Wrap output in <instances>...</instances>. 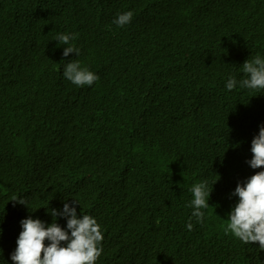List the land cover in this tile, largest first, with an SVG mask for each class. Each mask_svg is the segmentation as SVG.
Returning a JSON list of instances; mask_svg holds the SVG:
<instances>
[{"label":"trees","instance_id":"obj_1","mask_svg":"<svg viewBox=\"0 0 264 264\" xmlns=\"http://www.w3.org/2000/svg\"><path fill=\"white\" fill-rule=\"evenodd\" d=\"M195 2L157 0L159 22L173 40L169 43L183 51V58H169L149 50L138 54L129 83L135 87L124 91L130 102L121 105L94 93L95 85L77 86L63 75L65 64L73 60L99 78L105 77L113 72L107 63L87 56L84 51L78 56L69 53L68 57L63 52L45 53L47 43L55 44L52 39L43 38L49 34V25H58L60 34H70L74 47L76 42H88L100 35L99 27L79 11L81 0H0V264H8L6 257L17 248L23 219L31 215L33 219L53 222L52 216L39 217L36 211L62 210L65 202L73 205L74 200L79 203L74 205L78 216H90L99 226L109 227L100 228L104 239L97 245L102 247L98 264H132L144 256L160 263L167 251L173 253L176 264H228V258L241 251L252 252L264 262L259 242L245 244L226 230L230 223L228 214L239 199L233 195L237 184L264 171L252 169L247 163L253 158L252 140L264 125V102L260 111L245 100L238 102L235 111L223 115L234 116L227 123L216 108L231 104L241 91H253L241 88L239 83L231 91L226 88L229 77L237 81L244 77L231 69L225 73L227 79L219 81L210 78V73L203 72L200 66H179L186 63L188 56H214L215 49L229 48L228 39L232 37L248 43L260 41L264 37V19L249 15V22L244 20L245 9L233 2ZM48 12L60 15L54 21H42L39 16ZM214 28L220 34L212 39L213 48L205 50L201 31ZM175 72L183 77L174 80ZM198 73L203 74L205 81L201 80L198 91H194L189 86ZM33 75L47 87L52 98L75 92L74 100L64 98V102L83 107L94 102L90 110L95 116L82 114L91 124H100V115L109 116L121 110L111 122L127 139L121 143L129 147L112 142L113 157L123 159L121 168L95 169L97 162L92 160V152L74 142L67 123L31 117L25 111L31 104L15 97L17 91L25 93L27 88L10 92L1 86L15 77ZM214 92L224 97L220 106L214 104ZM175 108L179 109L176 113ZM172 123L175 132L166 133L164 128ZM156 127L159 138L149 136ZM40 134L44 138H36ZM135 166L136 171H132ZM133 172V181L137 182L133 198L149 192L154 196L137 210H132L125 193ZM33 177L43 181L38 192ZM202 182H207L209 191L216 182L208 200L210 207L203 210V221L196 222L193 232L188 228L185 234L177 232L171 238L173 243L168 238L159 240L158 235L146 234L145 229L152 226H129L122 221L124 215L140 211L173 215L191 206L181 201L193 199L191 189ZM13 197L25 199L28 207L14 206L10 201ZM14 214L15 223L11 221ZM56 223L67 227L63 217H57ZM8 228L13 233H7ZM190 236L192 244H174ZM3 238L13 240L6 245Z\"/></svg>","mask_w":264,"mask_h":264},{"label":"bare ground","instance_id":"obj_2","mask_svg":"<svg viewBox=\"0 0 264 264\" xmlns=\"http://www.w3.org/2000/svg\"><path fill=\"white\" fill-rule=\"evenodd\" d=\"M194 1H196L195 3H206L211 1L237 3L246 11L243 19H246L248 15H253L258 20L264 19V0ZM79 11L86 14L88 20L93 21V23L99 27L100 35L88 42H76L74 44L75 48H78L79 52L84 51L85 54L91 58L95 57L101 59L107 63L110 68H113L111 74H106L105 77L99 78L92 84L96 86L93 92L98 93L102 98L107 97L113 99L121 105L130 102L129 97L124 95V91L135 87L133 83H129L132 82L133 72L136 67L134 58L141 52L149 50L154 54L166 55L169 58H183V51L169 43L173 40L167 37L164 28L159 22L157 0H81ZM128 11L133 12L131 22L123 27L116 25L114 20L117 19L118 15ZM59 15L60 13L48 12L44 17L39 16V18L44 22H48L54 21ZM260 24H262V22H260ZM60 31L61 29L58 25H49V34L43 35V38H47L48 40L52 39L55 44L51 45L47 43L45 45V53L63 52V47H65V45L56 41ZM65 32L66 28L63 29V33ZM1 86L7 88L10 92L23 87L27 88L25 93L17 91L15 97L25 99L31 104V106L25 107V111H27L31 117L50 118V123H67L74 142L79 146L87 147L92 152V160L97 162L95 169L104 168L116 170L122 167L123 159H115L111 151L113 148V141L119 143L122 148H129L126 143H121L122 140L127 139L123 137L121 130L116 129L117 124H111L112 120L120 115V109L114 111L109 116L105 114L100 115L101 123L94 125L82 118L84 112H88L95 116L90 110V108L95 105L94 102H89L87 107H83L80 104L64 102V98L74 100L76 96L75 92L63 95L59 99L52 98L51 93L47 91V87L44 84L38 83L34 75L15 77L8 82H4ZM131 109L132 108H128L127 110L129 111ZM178 110V108H175L174 112L176 113ZM73 120L76 121L74 122ZM32 129L34 128L32 127ZM155 129L156 130H151L149 136L159 138V128L156 127ZM36 138L39 139L44 137L40 134ZM18 162L22 163L21 161ZM136 162L139 164L138 160H136ZM40 171H42V168ZM132 171H136V166ZM100 175L104 176L103 173ZM133 176L134 172L132 177L128 180L125 193L132 210H137L142 202L149 203V199H152L154 196L149 192L143 193L134 199V191L137 182L133 181ZM33 180V184L37 189L36 192H38L42 188L43 181L36 177H33ZM43 198L44 197H42V199ZM48 210L49 209L37 210L36 215L39 217L51 216L48 214ZM192 212V206H186L185 209L177 211L173 215H159V213L155 214L150 211H140L124 215L122 221L129 226H152V228L145 229L146 234L158 235L159 240L168 238V241L173 243L171 238H173L177 232L185 234L189 222L193 223V228L196 226V221L192 218ZM15 214L11 220L14 223L17 217ZM44 222L46 225L52 223L46 220ZM62 228L66 229L67 227ZM100 228L109 227L101 224ZM193 228L190 230L191 232H193ZM6 232L13 233L10 228L6 229ZM12 240L13 239L9 240L3 238L6 245ZM136 241L139 242V244L141 243L140 240ZM192 243L193 236H190L184 237L174 244L183 247V244ZM48 244L49 241L46 240L45 246H48ZM62 244H66V242H62ZM127 253L129 252L127 251L126 254ZM104 255H108V253ZM6 258L8 264H14L10 255ZM98 259L99 257L96 259L95 264H98ZM132 264H176V262L173 253L167 251L166 257L160 263H157L150 257L144 256L143 260ZM228 264H264V262H260L258 257L252 252L241 251L230 256L228 258Z\"/></svg>","mask_w":264,"mask_h":264},{"label":"clouds","instance_id":"obj_3","mask_svg":"<svg viewBox=\"0 0 264 264\" xmlns=\"http://www.w3.org/2000/svg\"><path fill=\"white\" fill-rule=\"evenodd\" d=\"M132 18L133 12L128 11L118 15L114 23L123 27L130 23ZM72 39L70 34H58L56 38V41L65 45L63 47L64 57H68L69 53L79 55V49L70 43ZM213 44L212 40L203 41L205 50ZM263 54L264 52H261L259 55ZM259 55L244 62L245 78L243 80L237 81L234 77H229L225 85L229 91L234 89L238 83L241 88L264 89V60ZM63 75L77 86H91L99 79L93 72L81 67L79 61L73 60L65 64ZM251 151L253 158L247 161L249 166L252 169L264 170V125L260 126L258 135L253 138ZM213 185L211 191L208 190L207 182L194 185L191 189L193 194L192 218L197 223L203 221V210L210 207L208 200L213 191ZM233 195L239 199L228 214L230 223L226 230L231 231L245 244L259 242L260 248L264 250V171L252 175L243 184L238 183ZM10 201L14 203V206L20 204L28 207L23 198L13 197ZM75 204L79 203L76 200L73 205L65 202L62 210L51 209L50 212L48 210V214L53 217L50 225H46L40 219H33L31 215L23 219L21 221L22 231L17 239V248L11 254L14 264H95L102 252V247L98 248L97 245L104 237L94 218L82 214L77 215ZM57 217L67 220L66 229L56 223ZM187 228L189 231L192 230L193 223L189 222ZM46 240L49 241L48 246H45Z\"/></svg>","mask_w":264,"mask_h":264},{"label":"rangeland","instance_id":"obj_4","mask_svg":"<svg viewBox=\"0 0 264 264\" xmlns=\"http://www.w3.org/2000/svg\"><path fill=\"white\" fill-rule=\"evenodd\" d=\"M246 19L249 22V15ZM201 34L202 38L205 41L209 42L210 40L216 38L220 34V31L214 28L211 29L209 32L202 30ZM228 44L229 48L225 51L221 49H215L214 56L209 53L188 56L186 57V63L184 61L179 66H186L183 64H187L188 66H200L203 72L210 73V78L213 77L218 79L219 81L227 79L225 73L227 71H230L231 69H235L240 76L245 78L243 73V64L246 60L250 61L254 59L257 55H259L261 52H264V37L256 43H248L246 41L232 37L228 39ZM211 48H213V45H211ZM259 57L264 60V54L259 55ZM172 75L174 80H176L177 77H183V75H179L177 72L172 73ZM201 80L205 81L203 74L198 73L196 76V80H194L192 85L189 87H191V89L194 91H198V84ZM184 92L188 93L189 91L184 90ZM211 97L212 99L216 100L214 102L215 106H220L224 102V97L220 93L214 92ZM190 98L192 101V97ZM242 100L249 102L252 107L258 108L260 111L261 107H263L261 105V102H264V89H255L252 92L247 90L239 92L237 95L234 96V100L231 102V104L222 106L219 109L216 108L220 117L224 118L227 123H231L234 116L227 118L223 117V115H225L226 111H235L236 105ZM190 104H192V102ZM173 125V123L172 125H167L164 128V131L166 133H174L176 129L173 127ZM172 146L173 142L169 143L170 149L172 148ZM155 151L157 152V150ZM192 200L193 199L188 198L185 199V201L181 202L191 203Z\"/></svg>","mask_w":264,"mask_h":264}]
</instances>
